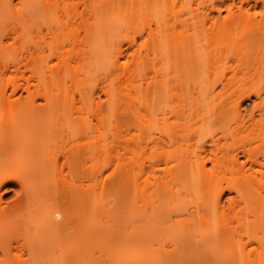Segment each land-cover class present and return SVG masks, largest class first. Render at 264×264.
Listing matches in <instances>:
<instances>
[{
    "label": "bare ground",
    "instance_id": "obj_1",
    "mask_svg": "<svg viewBox=\"0 0 264 264\" xmlns=\"http://www.w3.org/2000/svg\"><path fill=\"white\" fill-rule=\"evenodd\" d=\"M121 1L113 3L116 4L113 8L117 10ZM138 1L128 0L135 9L140 7L136 6L140 4ZM163 1L144 0L142 10L138 9L142 13L135 12L131 29L135 30L138 24L135 19L146 16L148 7L159 14ZM189 3L185 17L162 22L160 30L149 29L148 39L151 38L153 44L146 57L154 66L157 62L162 64L163 70H157L155 82L151 79L154 89L148 84L153 90H147L152 93V100H145L143 104L159 106L162 100L170 101V115L178 124L183 111H190L191 116L200 109L210 114L212 107L214 119H217L225 117L233 107L241 111L244 103L250 101L252 108L244 107L249 113L248 120L241 121L240 129L247 124L264 125V104L256 102L264 100V82L260 88L255 87L256 79L264 72V0H191ZM134 11L130 14L134 15ZM117 17L112 22L110 19V23L108 17L105 18L107 23L103 21L106 25H102V30L97 27L101 24L96 25L81 38L82 43L88 45L83 59L87 63L94 59L102 61L103 72L105 68L111 72L127 69L122 61L125 53L118 44L124 33L119 36L121 38L116 37L118 34L111 35L112 41L116 37L111 43L107 34L122 29L121 16ZM97 28L100 38L95 31ZM143 31L139 34L143 35ZM136 41V38H129L131 46ZM131 56L134 62L142 61L139 51ZM66 61L64 63H68ZM14 71L20 72L18 67ZM59 71L61 69L57 70L58 75ZM20 73L23 77V72ZM12 82L11 94L5 89L0 92V103L14 106L12 96L18 89H29L24 84ZM104 89L109 93L108 86ZM115 95L111 101L117 108L122 102ZM82 99L84 104L104 108L93 91ZM46 100L49 111L61 108L65 102H59L56 96ZM213 103L216 104L210 106ZM256 113L261 117L258 121H255ZM207 124L209 120H204L203 125L195 128V133L151 136V144L147 146L151 164L148 168L144 165L146 170L140 168L141 173L135 171L131 162L117 167L121 172L116 170V185L127 193L134 191V195L125 194L123 212L120 210L122 220L119 225L112 224L115 228L108 220H113L115 214L118 218V213L112 214L113 210L109 212L103 208L99 212L104 196L97 192L101 175L93 163L98 149L92 141L67 147L62 133H0V251L12 253V246L7 244L12 233L6 230L10 224L17 233L28 234L33 243L34 240L50 243L54 248L73 250L78 255L80 252L95 254L94 249L101 247L102 251H108L103 253L108 255L104 256L105 260H113L115 264H264V134L230 133L235 144L224 151L220 147L221 137L204 133ZM253 141H261V145L251 147ZM88 160L92 161L90 165H87ZM143 174H148L144 184L152 188L149 195L142 187ZM228 176L237 178L231 181ZM224 180L228 181L226 187L222 185ZM213 183L218 184L213 186ZM8 184L19 187L11 203L3 202L1 195ZM203 187H208L207 193L198 201L193 199L191 196ZM226 191L235 192L237 200L223 203ZM51 194H55L54 200L50 198L49 204H45L42 195ZM104 210L114 217L104 215ZM96 216L101 217L102 224L94 221ZM235 222L238 225H233ZM96 260L97 264H109L102 259L94 262ZM13 264L38 263L17 257Z\"/></svg>",
    "mask_w": 264,
    "mask_h": 264
},
{
    "label": "rangeland",
    "instance_id": "obj_2",
    "mask_svg": "<svg viewBox=\"0 0 264 264\" xmlns=\"http://www.w3.org/2000/svg\"><path fill=\"white\" fill-rule=\"evenodd\" d=\"M114 1L0 0V92L5 89L8 95L11 94L13 90L12 81L29 87V89L19 88L17 93L12 96V99L16 103L14 106L8 103H0V133H24V135L26 133H57L59 135L62 133L64 137H61L66 141L65 145L67 147L77 142L85 144L92 141L94 147L98 149V153H96L98 155L93 163L97 166L98 171L100 169L99 174L101 175L99 176V181L102 187L99 186L100 189L98 187L97 192L98 194L100 193L99 196L101 194L104 196L103 198L101 197L102 201L100 203L103 205L99 206L101 210L99 212L106 209L109 212L113 210L112 214L118 213L117 218V214L114 217L111 213L107 214L108 212L104 210V215H108L110 218H112L111 215L114 217L113 220L110 218L108 220V224L110 223L111 226L112 224L119 225L118 223L122 220L120 216L123 214L122 203L126 197L125 194L130 195L131 193L134 195V191L127 193L122 187L116 185L117 167L119 168L125 162H131L136 172L141 173L142 170L140 168H148L150 166L149 159H151V152L149 148L147 149V146L151 144V136L161 137L160 133H195V128L203 125L204 120H209V124L205 125L204 133L221 137L220 147H223V150L226 151L227 147L235 144L230 133L264 134V125L260 124L254 126L247 124L246 128L240 129L239 125L241 121L246 122L248 120L249 113L244 111V107L248 106L251 109L252 102L250 101L244 103L241 111L233 107L232 111L228 112L225 117L217 119H214L213 108L210 107L216 103L209 106L211 109L210 114H208L209 111L207 113V110L203 111L200 109L197 110L198 112L195 111V114L191 116L188 113L190 111H183L180 123L178 124L176 119L171 116L170 101L164 102L162 100L159 106L151 105L146 107L143 104L145 100H152V93L147 92V90L154 89L151 79L155 82L157 70H163L162 64L157 62V65L154 66L151 60L146 57V53L150 51L153 44V40L151 38L148 39L149 29L157 31L158 29L160 30L162 22H173L176 19L185 17L191 0H162L159 14L148 7L146 16H143L142 19L138 16L140 19H135L138 22V24L136 23L135 30L131 29V24L134 18H136L135 12L136 14L142 13L138 9L142 10L144 0H137L141 4L138 5V2H136V6L141 7H137L138 9H135L131 5L133 3L130 4L131 1L128 2V0L121 1L122 6L117 3L118 7L121 8V13L117 11L119 8L117 10L116 7L113 8L116 5L113 3H116L117 0ZM110 8L113 9L111 10ZM107 10L112 11V14L109 11L110 17L107 15ZM130 11H134V15L130 14ZM122 13H124V16ZM118 15L121 16V25L124 24V27L121 26V30L125 31L120 30L119 32L121 33L113 34L111 30L107 34L111 40L109 43L115 41L116 37L124 35L118 41V44H121L125 53L122 61L127 66H124V68L126 67L127 69H124L123 72L122 69L116 70L117 72L115 70L111 72V69L106 70L105 68L103 72V69H101L104 68L103 64L100 65L102 61L99 63V60L94 59V61L92 60L91 62L90 60L87 63L86 59H83L85 56L84 51L88 48V45H84L81 38L91 28L94 29L96 25L101 24L97 26L101 29L102 25L109 22L110 19L112 22ZM214 15L217 16V13ZM107 17L108 21L106 20ZM129 17L133 19L131 20ZM99 28H97L98 30L95 29V31H98V34ZM142 30H144L143 35L139 34ZM94 33L97 36L96 32ZM116 34L118 35L116 36ZM111 35L116 36L113 37V41ZM95 36L94 39L96 38ZM98 37L96 39L100 38ZM129 38H136L137 43L131 46ZM94 45L97 46V42ZM133 51L141 53L143 56L141 62H134L131 56L134 53ZM65 60L68 63H64ZM95 62L97 67L93 65ZM17 67L20 72H23V77H21L22 74L20 72L16 73L14 71ZM58 69H61L59 71L60 76L57 73ZM101 70L102 72H100ZM124 71L128 72V76ZM119 72L124 74L120 75ZM175 74V72H172V75ZM263 82L264 72L256 79L255 87L260 88ZM148 84L152 85V89L148 88ZM106 85L110 90L109 93L105 92L106 89L104 88L107 87ZM91 91H93L95 99H101L103 109L94 107V105L92 107L91 105L84 104L85 102L82 101L84 100L82 98L84 95H89ZM115 94H117L119 100L122 102L117 108H115L116 105L114 106L111 101V98ZM53 96L59 98V102H64L65 100L66 103H63L65 109L62 108L63 106L61 107L62 109L59 106L55 107L52 111L47 109L46 105L48 101L46 99ZM68 98L73 104H70V101L67 102ZM109 101H111L112 106ZM256 102L264 104V100H256ZM68 103L72 106L69 107ZM19 115L20 118H18ZM167 117H169L168 120L166 119ZM260 118L259 114L256 113L255 121L260 120ZM250 145L251 147H258L261 145V141H253ZM108 149L110 150L108 151ZM128 150L136 151L137 153L134 155V153L128 152ZM91 162L88 160L87 165H90ZM208 166L211 167V165ZM146 168L143 170H146ZM118 170L121 172L120 169ZM68 172L69 170L66 168L65 173L67 174ZM143 175V179L141 178L142 187L145 194L149 195L152 188H150V185L146 186L144 184L145 179L148 178L146 176L148 174ZM228 178L234 181L237 176H228ZM68 179L70 180L71 178L68 177ZM151 181L154 182L153 180ZM216 184L218 183H213V186H216ZM222 185L226 187L228 181L224 180ZM5 190L7 191L5 192ZM18 190L19 187L17 185L8 184L1 191L3 202H14L16 199L14 192ZM207 191L208 187H203L191 197L198 201L200 196L206 194ZM42 196L44 197L43 202L45 204H49L50 198L52 200L55 198V194H51L48 197ZM222 199L223 203H227L229 199L237 200V194L226 191ZM103 202H107L106 206H104ZM241 205H245L243 201H241ZM47 206L50 207V205ZM107 206H109V209L106 208ZM101 214L98 213V215ZM96 217L97 219L99 218V216ZM97 219H94V221L102 224L101 217L99 221ZM121 224L120 226H122ZM123 225L125 224L123 223ZM233 225H238V223L235 222ZM112 227L115 228L116 226ZM6 230L9 234L12 233L7 244H10L13 250L12 253H2L0 251V264H13L17 257L31 262L35 260L38 264H62L64 261L67 264H89L90 261V264H97L98 260L94 262L95 259L105 260L104 256H108L107 254L104 255L107 250L105 249L104 252L102 251L104 249H101V247L98 250H96L97 248L94 249L96 251L95 254L91 252L92 255H90L80 252L78 255L73 250L54 248L53 244L50 243H41L37 240H34L33 243L28 234L22 235L17 233L10 224H7ZM98 251L101 252L99 253ZM94 255L98 257L95 258ZM89 257H94V260H90ZM105 262L109 264L116 263L113 260L109 261V259L105 260Z\"/></svg>",
    "mask_w": 264,
    "mask_h": 264
}]
</instances>
